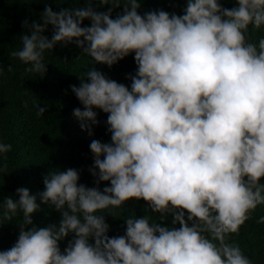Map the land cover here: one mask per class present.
Instances as JSON below:
<instances>
[{
	"label": "clouds",
	"instance_id": "9594fccd",
	"mask_svg": "<svg viewBox=\"0 0 264 264\" xmlns=\"http://www.w3.org/2000/svg\"><path fill=\"white\" fill-rule=\"evenodd\" d=\"M99 5L107 11L92 0L59 11L46 5L42 23L25 21L28 31L11 52L36 76L58 43H75L109 67L134 54L137 67L130 86L94 68L70 86L83 105L73 110L82 130L92 135L94 109L107 114L111 142L89 145L96 186L79 183L75 168L51 170L39 199L61 220L45 227L33 224L40 204L26 187L5 197L0 224L19 217V234L0 251V264H254L230 238L264 204V35L249 34L264 31V0H236L232 8L186 0L181 15L140 14L141 0ZM49 25L51 39L43 35ZM45 112L37 105L38 116ZM11 150L0 140L5 175ZM101 182H109L103 190ZM132 199L146 201L158 219L129 215L124 234L110 237L104 214ZM169 215L171 226L160 222Z\"/></svg>",
	"mask_w": 264,
	"mask_h": 264
},
{
	"label": "trees",
	"instance_id": "16d2710c",
	"mask_svg": "<svg viewBox=\"0 0 264 264\" xmlns=\"http://www.w3.org/2000/svg\"><path fill=\"white\" fill-rule=\"evenodd\" d=\"M86 0H0V140L11 143L8 153V174L0 173V203L5 197L15 196L18 187H26L30 194L36 195L40 210L33 213V224L45 227L59 224L61 214L53 208L42 204L39 193L44 189V177L54 169L66 170L75 168L80 171L79 183L89 187L96 186L95 178L89 169L93 166V155L89 145L93 139L105 143L111 142L108 131L107 114L98 109V124L92 127V135L82 130L80 122L74 117L73 110L81 108L79 100L71 90V85L79 86L81 77L91 69H96L117 82L130 86L128 78L135 74L134 54L109 67L91 60L81 53L75 43L56 44L51 52L45 53L46 72L35 75L27 72L28 67L11 52L21 46L20 36L26 34L27 21L29 27L33 22L41 21V13L46 5L53 11L64 7H84ZM223 7L236 6V0H220ZM92 6L98 11H107V6H100L99 0H92ZM186 0H141L140 14L149 10L163 9L169 13L182 14ZM123 12V7L113 9V18ZM82 26H90V21H83ZM51 25L43 33L51 39ZM250 36L257 39L264 31L250 28ZM10 68V70H9ZM86 79V77H85ZM37 105L46 107V112L38 116ZM2 162V161H0ZM109 182H101V190ZM264 183V180H262ZM122 209L114 210V216L105 213L109 224L108 235L119 236L125 232L124 220L129 215L143 217L152 215L147 202L132 199L122 205ZM264 216V204L258 205L252 217L245 222L238 234H233L230 241L240 245L244 253L254 264H264V223H258ZM172 217L164 221L171 226ZM19 217L14 221L0 224V251L9 249L19 234ZM178 226V225H177ZM72 234L60 242L61 251L72 239Z\"/></svg>",
	"mask_w": 264,
	"mask_h": 264
}]
</instances>
